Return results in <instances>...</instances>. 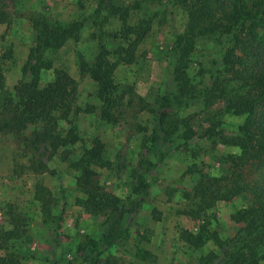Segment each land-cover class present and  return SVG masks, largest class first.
<instances>
[{
  "label": "rangeland",
  "instance_id": "374dc122",
  "mask_svg": "<svg viewBox=\"0 0 264 264\" xmlns=\"http://www.w3.org/2000/svg\"><path fill=\"white\" fill-rule=\"evenodd\" d=\"M200 1L0 0V101L18 80L30 78L22 74L35 39L30 17L82 21L76 40L45 49L52 66L39 74L42 86L56 72L76 80L71 111L56 132L71 128L78 140L54 149L41 133L42 121L28 124L26 140L0 132V256L14 264H101L104 258L114 264H232L227 251L246 224L232 215L264 194V158L229 143L260 92L264 26L245 23L233 36L206 31L193 37L186 75L196 94L209 95L163 116L154 100L176 86L170 73L177 38L186 34L189 10ZM213 8L220 20L230 10ZM100 45L117 62L112 79L125 93L109 119L101 115L103 103L88 74ZM131 90L148 107L140 109L136 97L126 104ZM99 146L90 166L98 187L117 196L122 211L110 231L109 211H90L77 182V160ZM157 150L165 154L159 164Z\"/></svg>",
  "mask_w": 264,
  "mask_h": 264
},
{
  "label": "trees",
  "instance_id": "16d2710c",
  "mask_svg": "<svg viewBox=\"0 0 264 264\" xmlns=\"http://www.w3.org/2000/svg\"><path fill=\"white\" fill-rule=\"evenodd\" d=\"M206 1L207 3L204 4ZM213 7L222 8V10L230 7V10L224 12V20H220L217 17L213 18L215 11ZM188 17L186 34H180L177 38L179 53L170 73L176 86L171 92L160 97L156 96L154 100L157 111L163 116L172 110L200 102L209 95V91L201 95L196 94L186 75L193 37L202 36L206 31L209 32L208 34L220 31L224 36H233L236 29H239L237 27L242 28L245 23H248L251 29L264 26V0H201L192 4ZM29 20L35 30V39L34 44L28 49L22 74L30 72V78L18 80L13 86V93L7 92L5 98L0 101V132L15 133L26 140L28 138L24 131L28 124L42 121L41 133L46 136L48 143L54 149L66 147L78 140L76 131L68 128L64 135H60L56 132V128L58 120L65 119L71 111L77 82L66 72H56L54 79L42 86L39 82V74L41 70L52 66L51 60L45 55V49L57 50L68 39L76 40L82 21L59 22L56 18L52 19L49 16L30 17ZM3 21H5V13L0 11V22ZM183 39H192L189 42L190 47L182 46ZM116 65L117 62L109 58L108 50L100 45L94 63L88 68L89 76L96 83L97 97L103 103L101 115L106 119H109V114L112 115L113 111L120 110L125 95L122 90H118L112 79ZM257 84L260 86V92L251 101L244 121L238 126V134L230 139L229 143L239 146L242 154H246L251 149L256 155L264 158V72L257 77ZM129 93L131 97L127 98L126 104H130L131 98L136 97L140 102V109L148 107L149 102L142 95L132 90ZM258 107L260 109L257 111ZM33 147L37 149L36 146ZM99 149L100 146L91 147L77 160L76 165L81 166L77 182L83 183L82 186L87 194L85 206L87 205L90 211H109L106 227L112 225L109 228L110 231V229L113 230L112 223L121 218L122 211L119 207V198L98 187L97 173L90 166L91 160L98 159ZM164 155L157 150L155 164H159ZM40 163L43 170L45 164ZM199 192L204 191L199 188ZM263 195L262 197L260 194L256 195L255 206L242 211L238 210L232 215L236 221H246L245 226H242L234 237V249L227 251L232 264H262L264 261ZM52 233L55 234V230ZM104 236L105 233H102V238ZM187 240L194 243L195 238L192 234H188ZM90 245L92 248H97L95 240H91ZM0 264L14 263L11 257L0 256ZM101 264L114 263L110 258H104Z\"/></svg>",
  "mask_w": 264,
  "mask_h": 264
}]
</instances>
